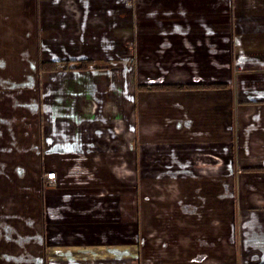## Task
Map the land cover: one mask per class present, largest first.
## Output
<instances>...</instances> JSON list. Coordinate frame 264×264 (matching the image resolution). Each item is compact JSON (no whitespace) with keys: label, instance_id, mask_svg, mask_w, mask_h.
<instances>
[{"label":"crops","instance_id":"0c3cea01","mask_svg":"<svg viewBox=\"0 0 264 264\" xmlns=\"http://www.w3.org/2000/svg\"><path fill=\"white\" fill-rule=\"evenodd\" d=\"M243 167H264V0H0V264H264Z\"/></svg>","mask_w":264,"mask_h":264},{"label":"trees","instance_id":"16d2710c","mask_svg":"<svg viewBox=\"0 0 264 264\" xmlns=\"http://www.w3.org/2000/svg\"><path fill=\"white\" fill-rule=\"evenodd\" d=\"M93 62L90 59H79V60H52V61H45L40 64V68L45 71H53V70H65V69H72V68H83L88 67ZM215 86H220L221 84H214ZM164 87H177V86H184L180 85H163ZM192 86V85H187ZM194 86V85H193ZM195 86H204V84H196ZM209 86V85H208ZM141 86H139L140 88ZM150 88H157L162 87L161 85H148ZM243 170H250V169H264V167H243Z\"/></svg>","mask_w":264,"mask_h":264},{"label":"built area","instance_id":"2783aa9c","mask_svg":"<svg viewBox=\"0 0 264 264\" xmlns=\"http://www.w3.org/2000/svg\"><path fill=\"white\" fill-rule=\"evenodd\" d=\"M131 3H132V0H124V4L127 7H130ZM42 176H43V179H44V183L45 182L46 183H48V182L51 183L55 179V172L54 171H46V172L43 173Z\"/></svg>","mask_w":264,"mask_h":264},{"label":"rangeland","instance_id":"374dc122","mask_svg":"<svg viewBox=\"0 0 264 264\" xmlns=\"http://www.w3.org/2000/svg\"><path fill=\"white\" fill-rule=\"evenodd\" d=\"M120 132V131H119ZM124 138L126 139V143L129 145V139H130V137L129 136H124ZM92 259H89V260H80V261H78V264H83V262H85V261H91ZM93 261V260H92ZM88 262H86V263H88ZM99 264H105V262H99Z\"/></svg>","mask_w":264,"mask_h":264}]
</instances>
